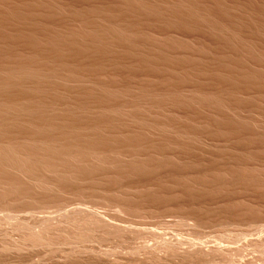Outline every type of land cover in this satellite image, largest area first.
<instances>
[{
    "label": "rangeland",
    "instance_id": "1",
    "mask_svg": "<svg viewBox=\"0 0 264 264\" xmlns=\"http://www.w3.org/2000/svg\"><path fill=\"white\" fill-rule=\"evenodd\" d=\"M0 264H264V0H0Z\"/></svg>",
    "mask_w": 264,
    "mask_h": 264
}]
</instances>
